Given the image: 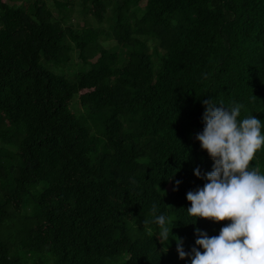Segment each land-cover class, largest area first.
Instances as JSON below:
<instances>
[{"label": "trees", "instance_id": "1", "mask_svg": "<svg viewBox=\"0 0 264 264\" xmlns=\"http://www.w3.org/2000/svg\"><path fill=\"white\" fill-rule=\"evenodd\" d=\"M51 1L0 0V264H191L175 237L203 251L227 224L187 215L214 164L202 101L264 124V0ZM153 204L167 247L138 226Z\"/></svg>", "mask_w": 264, "mask_h": 264}, {"label": "clouds", "instance_id": "2", "mask_svg": "<svg viewBox=\"0 0 264 264\" xmlns=\"http://www.w3.org/2000/svg\"><path fill=\"white\" fill-rule=\"evenodd\" d=\"M204 128L196 136L202 150L214 161L211 172L202 174L194 169L197 178L207 182L195 191L187 192L191 204L187 215L214 223L227 222L219 235L209 237L196 229L195 244L188 253L183 241L175 237L180 259L190 257L191 264H264V173L251 162L258 151L264 150L261 120L254 115L240 119L243 105L234 103L224 107L213 98L202 101ZM180 181H176L178 188ZM174 188L173 190H177ZM152 214L158 231L154 232L145 221V231L150 237L157 235L167 247L174 224L164 214L157 215V205Z\"/></svg>", "mask_w": 264, "mask_h": 264}, {"label": "rangeland", "instance_id": "3", "mask_svg": "<svg viewBox=\"0 0 264 264\" xmlns=\"http://www.w3.org/2000/svg\"><path fill=\"white\" fill-rule=\"evenodd\" d=\"M47 1V3H49L51 6H52V11H53V13L54 14H59L58 13V8L57 7H55V6H53L52 5V1L51 0H46ZM77 7L78 6H74L70 11H69V13H66L67 14V17H66V19H67V21H70L71 23H74V24H82L83 23V17H82V15L81 14H79V12L76 10L77 9ZM85 22L87 23V24H90V25H92V26H95V27H97V28H101L103 31H102V33L99 35V41L104 45V46H106V47H108L109 49L113 46V47H115L120 53L121 52H123V47L122 48H117L116 47V45H115V43H114V40L109 36H106L105 35V30L107 29V20H101V21H96L95 19H93L91 16H89V15H86V17H85ZM119 47V46H118ZM75 59H74V56H72L71 57V63L73 64V61H74ZM86 66H83V67H81V68H85ZM75 96V94H73L72 95V97H74ZM78 107V106H77ZM74 109L76 110V106H74ZM139 225V227H144L145 228V223H142V222H140V223H138ZM120 258L119 257H117V258H114L113 260H111L110 262H109V260L106 258L105 260H104V264H108V263H113L114 261H117V260H119Z\"/></svg>", "mask_w": 264, "mask_h": 264}]
</instances>
